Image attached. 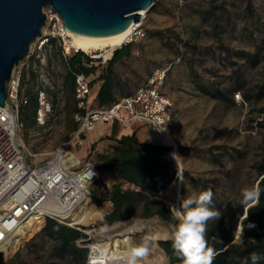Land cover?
Instances as JSON below:
<instances>
[{"label":"rangeland","instance_id":"obj_1","mask_svg":"<svg viewBox=\"0 0 264 264\" xmlns=\"http://www.w3.org/2000/svg\"><path fill=\"white\" fill-rule=\"evenodd\" d=\"M39 41L32 42L13 69L20 75V95L27 91L31 96L37 94V101L43 97L50 108L44 125L35 122L32 128H21L31 153L52 152L61 146L74 121V115L68 113L71 102L66 103L61 91V75L62 58L77 50L66 51L57 43L55 48L39 47ZM132 43L131 56L115 66L119 92L131 94L155 69L166 70L162 92L172 101L168 133L176 144L179 164L171 156L170 145L156 138L154 144L171 147L166 157L178 173L179 169L186 172L180 193L176 177L163 194L173 215L172 206L198 194L200 187L210 189L218 204L243 197V190L256 186L255 166L264 156V0H157L145 13ZM107 49L84 53L91 59L99 58L103 64ZM30 69L34 73L32 80ZM94 89L90 90L91 108L96 107ZM102 124L97 123L88 132ZM102 177L104 187L99 186L98 179L89 185L94 197L109 188L110 175ZM110 209L108 202L100 207L88 202L75 212L73 223L84 224L88 249L93 243H104L123 234L137 242L147 236L151 237V251L138 263L168 264L157 241L171 239L172 225L156 216L108 222L104 216ZM230 220L234 222L235 218ZM31 234L21 237L16 252L23 253ZM235 236L236 240L241 238L239 222Z\"/></svg>","mask_w":264,"mask_h":264},{"label":"trees","instance_id":"obj_2","mask_svg":"<svg viewBox=\"0 0 264 264\" xmlns=\"http://www.w3.org/2000/svg\"><path fill=\"white\" fill-rule=\"evenodd\" d=\"M55 44L51 39L45 46L55 48ZM132 47L133 43H128L114 49L103 64L99 58L91 59L78 50L71 56L62 58L64 72L61 75V91L66 103L71 102L69 114L83 113L77 107L74 97L77 74L86 77L90 89L96 88L93 97L96 107L111 105L129 95L119 92L114 71L117 63L131 56ZM47 60L50 61L49 57ZM29 74L32 80V69ZM261 92H264V84ZM22 97L26 98L27 103L19 110V120L22 126L32 128L38 107L37 94L31 96L27 91ZM112 124L110 135L104 138L111 142L110 150L97 154L92 162L97 171L99 186L104 187L102 173L110 175V185L98 197L90 193L92 198L89 197V202L96 207L105 202L110 203L111 209L104 216L108 222L156 216L167 224L177 223L171 205L163 195L166 187L178 175V168L166 157L171 147L141 142L135 132L119 136L118 124ZM77 127L78 122L74 119L70 126L71 132ZM255 168L258 177L256 186L261 189L258 201L245 204L242 202L243 197L225 204L214 201L221 216L216 222L209 221L207 226L209 246L216 251L213 264H251L250 256L253 252L264 255V156ZM185 175L186 172H182V178ZM200 188L201 191L205 190V186ZM230 218H235V221L232 222ZM238 222L241 226V238L236 240ZM78 225L81 229L84 228L82 222ZM31 232L23 245V253L15 251L9 261L3 259L0 264H87L89 249L85 233L50 218L41 220ZM157 244L164 251L168 264H183V260L173 249L172 239L158 240Z\"/></svg>","mask_w":264,"mask_h":264},{"label":"built area","instance_id":"obj_3","mask_svg":"<svg viewBox=\"0 0 264 264\" xmlns=\"http://www.w3.org/2000/svg\"><path fill=\"white\" fill-rule=\"evenodd\" d=\"M42 14L44 26L36 38L40 40L39 47L52 39L67 51L68 36L61 18L49 5L42 8ZM141 23L142 20L133 23L132 33L123 45L137 38ZM165 77L166 70L157 68L131 94L111 105L91 108L88 80L83 74H77L74 97L77 107L83 111L74 115L77 129L54 151L31 153L20 134L19 110L27 100L20 95V75L13 70L5 105L0 107V253L3 259L14 254L21 237L45 218L85 233L78 224L70 222L69 217L87 206L89 185L97 177L94 167L76 155L82 135L93 130L97 123L109 122L122 127L145 125L156 139L163 133L169 134L172 101L162 92ZM38 104L35 122L44 125L50 108L43 97H38ZM66 205L67 209L61 212L60 208Z\"/></svg>","mask_w":264,"mask_h":264},{"label":"water","instance_id":"obj_4","mask_svg":"<svg viewBox=\"0 0 264 264\" xmlns=\"http://www.w3.org/2000/svg\"><path fill=\"white\" fill-rule=\"evenodd\" d=\"M155 1L0 0V107L5 105L7 85L14 67L28 53L32 42L41 35L44 26L42 8L45 5L58 14L68 33L106 36L122 31L132 22H139V11L149 10ZM179 173L180 193L181 169Z\"/></svg>","mask_w":264,"mask_h":264},{"label":"clouds","instance_id":"obj_5","mask_svg":"<svg viewBox=\"0 0 264 264\" xmlns=\"http://www.w3.org/2000/svg\"><path fill=\"white\" fill-rule=\"evenodd\" d=\"M261 194L259 186L245 189L242 192L243 203L258 201ZM213 192L200 191L179 200L175 209L177 223L171 226L172 246L176 254L183 260V264H213L216 251L209 246L207 240L208 222L218 221L221 213L215 207ZM179 199V198H178ZM127 245L122 256L123 264H138L151 251V237H144L134 241L131 236L125 240ZM251 264H262L264 255L253 252L250 256ZM94 264V262H93Z\"/></svg>","mask_w":264,"mask_h":264},{"label":"bare ground","instance_id":"obj_6","mask_svg":"<svg viewBox=\"0 0 264 264\" xmlns=\"http://www.w3.org/2000/svg\"><path fill=\"white\" fill-rule=\"evenodd\" d=\"M148 10H140V20L144 18L145 13ZM139 20V21H140ZM132 25L133 22L130 23L125 29L119 31L114 34L106 35V36H87V35H79L68 33V40L66 42L67 49H75L82 52H89L90 50H102L104 48H108L104 53V59L107 60L110 58L114 49L123 45V43L129 38L132 33ZM160 143L171 145L173 150L171 151V156L176 164H179V158L177 153L176 144L173 139L169 136V134L163 133L158 137ZM157 139V140H158ZM179 174L176 178V186L177 189L179 187ZM68 205L62 206L60 211L63 212L67 209ZM75 213L71 214L69 217L70 222L73 223V217ZM67 219V216L64 217ZM75 224V223H74ZM130 231L131 229H127ZM121 233V232H120ZM128 234V233H127ZM129 235L123 234L120 237L113 238L109 241H105L104 243H93L90 245V264H123L122 256L125 252L127 245L125 244L126 238ZM111 238V237H110ZM161 261L164 260L163 255L160 257Z\"/></svg>","mask_w":264,"mask_h":264},{"label":"crops","instance_id":"obj_7","mask_svg":"<svg viewBox=\"0 0 264 264\" xmlns=\"http://www.w3.org/2000/svg\"><path fill=\"white\" fill-rule=\"evenodd\" d=\"M95 93L96 88L93 90V97ZM112 127V122L103 123L102 125H98L94 131L83 134L82 141L77 146L78 149L76 151V155L78 156V158L82 161L89 159L87 163H90L93 166L92 162L97 154L105 153L110 150L111 142L104 138L110 135ZM117 130L119 136L130 135L132 132H135L137 139L141 142L154 144V139L156 138V136L149 131L147 126H142L141 124H134L126 127L118 125ZM104 174L105 173H102L101 176H103Z\"/></svg>","mask_w":264,"mask_h":264}]
</instances>
